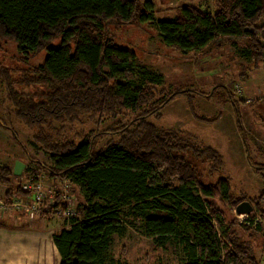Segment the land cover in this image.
Returning a JSON list of instances; mask_svg holds the SVG:
<instances>
[{"label": "trees", "instance_id": "obj_1", "mask_svg": "<svg viewBox=\"0 0 264 264\" xmlns=\"http://www.w3.org/2000/svg\"><path fill=\"white\" fill-rule=\"evenodd\" d=\"M212 1L211 12L182 3L174 16L156 18L152 0H0V42H14L26 59L46 52L40 63L22 70L21 83L34 88L32 93L15 89L12 81L6 90L50 166L28 168L26 180L8 195L31 193L24 190L25 182H34L42 171L66 178L77 203L51 236L60 264H105L112 235H122L129 218L139 221L142 234L156 246L180 244L185 255L181 264H261L253 245L259 236L264 245V232L254 220L257 214L264 218V190L248 197L233 194L227 176L206 182L203 177L223 171L221 153L188 130L147 119L154 112L161 115L160 109L178 95L188 98L193 112L192 102L201 91L166 93L159 88L161 76L148 71L137 82L136 48L119 44L108 29L145 24L155 29L161 44L184 54L204 52L219 42H240L242 56L256 69L264 62V0ZM226 95L247 147L237 99ZM126 113L134 118L110 125L108 131L118 136L98 149L96 132L79 139L68 135L67 125L83 117ZM218 115L203 120L214 122ZM10 133L18 140L14 130ZM247 158L264 181V163L249 154ZM11 174L9 166H0L1 182L8 183ZM245 200L253 210L238 224L217 204L235 208ZM41 205L39 215L45 218L67 208L60 192L42 199Z\"/></svg>", "mask_w": 264, "mask_h": 264}, {"label": "rangeland", "instance_id": "obj_2", "mask_svg": "<svg viewBox=\"0 0 264 264\" xmlns=\"http://www.w3.org/2000/svg\"><path fill=\"white\" fill-rule=\"evenodd\" d=\"M152 3L156 18L174 16L176 6L182 3L198 5L208 12L214 8L212 0H152ZM108 29L113 32L119 44L136 48L139 63L133 68L137 82H140V73L148 71L161 76L159 88L166 93L183 88L201 91L192 102L193 112L188 106V98L178 95L160 109L161 115L154 112L147 119L158 125L188 130L199 141L211 145L221 153L224 159L223 171L213 172L208 178L203 177L206 182L218 176H227L233 194L258 196L264 190V181L254 171L247 154L250 159L264 163V62L259 63L256 69L251 68L253 61L242 56L240 42H219L218 46L211 45L204 52L184 54L178 49L161 44L155 29L145 24L111 25ZM45 53L43 50L26 59L17 52L14 42H0V166L7 165L12 171L13 161L21 160L24 163L19 175H9L8 183L0 181V245L8 250L13 245L15 256L21 253V246L28 244L26 240L31 234L27 232L40 230L44 242L63 227L66 218L65 213H56L48 218L39 215L41 200L60 192L64 184L68 183L66 178L54 179L46 171H42L34 182H26L25 188L23 187L31 193L22 195L12 191L8 195L10 188L26 180L23 173L28 168H36L37 163L50 166L48 154L39 146L33 145L32 130L16 116V108L8 99L6 90L8 81H12L15 89L32 93L34 88L24 87L26 85L21 83L22 70L40 63ZM226 92L237 99L235 102L248 148L244 146L242 134L236 127L234 109ZM126 114L115 117L108 114L94 118L83 117L80 122L67 125L68 135H75L79 139L80 136L96 132L95 147L98 149L108 140L117 138L116 133L108 131L110 125L116 121L128 123L134 118L131 113ZM217 114H220L219 118L214 122L203 120ZM11 130H14L18 140L13 138ZM67 195L71 200L70 207L75 208V191L68 190ZM261 201L264 205V196ZM217 204L227 218H234L237 224L240 222L233 207L220 201ZM260 218V232L263 233L264 218ZM262 241L261 236L255 240L253 252L261 264H264ZM5 253L12 257L14 252L3 251L0 264L6 261ZM184 256L181 245L175 241L168 242L163 247L156 246L142 234L139 221L129 218L124 233L112 235L105 264H181Z\"/></svg>", "mask_w": 264, "mask_h": 264}, {"label": "crops", "instance_id": "obj_3", "mask_svg": "<svg viewBox=\"0 0 264 264\" xmlns=\"http://www.w3.org/2000/svg\"><path fill=\"white\" fill-rule=\"evenodd\" d=\"M14 162L15 161H13L12 165H14ZM21 233H24V231ZM27 233L31 234L26 240L28 244L21 246V253L18 256H15V248L11 245L10 249L14 253L12 257H9L8 253L4 254L6 257L4 264H60V255L52 241V237H50V241L45 239L43 242V237L40 236V234H42L40 230H33V232ZM6 250H8L7 247H2L0 245V256H3V254H1L3 251H11Z\"/></svg>", "mask_w": 264, "mask_h": 264}, {"label": "built area", "instance_id": "obj_4", "mask_svg": "<svg viewBox=\"0 0 264 264\" xmlns=\"http://www.w3.org/2000/svg\"><path fill=\"white\" fill-rule=\"evenodd\" d=\"M263 43H264V40H263ZM26 182L31 183L32 182L31 178L29 180H27ZM26 182H25V184H26ZM67 188H68V183L67 184H64L63 188L60 190L61 200H62V202H64L66 204L67 208L66 209H61V208H57L56 209V213H65L66 217H68V216H70L71 214L74 213L73 208L70 207L71 206V200L68 199L69 196L67 195V191H68ZM234 211H235V208H234ZM235 213H236V211H235ZM236 215L238 217H240V220H239L240 222L247 221L248 220V214H246V213H241V214H237L236 213ZM255 221L257 223L258 222H261V218L259 217L258 214H257V216H256V218L254 220V223H256Z\"/></svg>", "mask_w": 264, "mask_h": 264}, {"label": "water", "instance_id": "obj_5", "mask_svg": "<svg viewBox=\"0 0 264 264\" xmlns=\"http://www.w3.org/2000/svg\"><path fill=\"white\" fill-rule=\"evenodd\" d=\"M24 167V163L21 162L20 160H16L14 162L13 168H12V173L15 175H19ZM253 210V206L250 204L249 201L245 200L240 202L236 207L235 211L237 214L241 213H251Z\"/></svg>", "mask_w": 264, "mask_h": 264}]
</instances>
